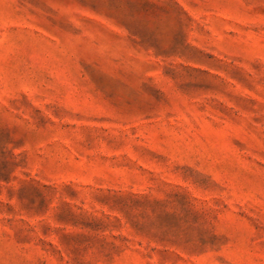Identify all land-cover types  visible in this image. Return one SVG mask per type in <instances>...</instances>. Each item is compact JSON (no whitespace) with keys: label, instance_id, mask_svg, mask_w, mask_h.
Returning a JSON list of instances; mask_svg holds the SVG:
<instances>
[{"label":"rangeland","instance_id":"obj_1","mask_svg":"<svg viewBox=\"0 0 264 264\" xmlns=\"http://www.w3.org/2000/svg\"><path fill=\"white\" fill-rule=\"evenodd\" d=\"M0 264H264V0H0Z\"/></svg>","mask_w":264,"mask_h":264}]
</instances>
